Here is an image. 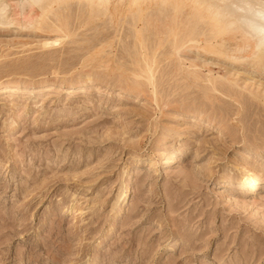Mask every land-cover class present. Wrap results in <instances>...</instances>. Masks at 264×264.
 <instances>
[{
  "label": "rangeland",
  "instance_id": "rangeland-1",
  "mask_svg": "<svg viewBox=\"0 0 264 264\" xmlns=\"http://www.w3.org/2000/svg\"><path fill=\"white\" fill-rule=\"evenodd\" d=\"M81 2L0 26V264H264V55L195 0Z\"/></svg>",
  "mask_w": 264,
  "mask_h": 264
},
{
  "label": "bare ground",
  "instance_id": "bare-ground-1",
  "mask_svg": "<svg viewBox=\"0 0 264 264\" xmlns=\"http://www.w3.org/2000/svg\"><path fill=\"white\" fill-rule=\"evenodd\" d=\"M77 1H79L80 3H82L81 1H84V0H77ZM86 1H89V2H97V4H105L109 0H86ZM64 2H66V0H0V26H3V25L12 26L13 21L12 20L11 21L8 20V15H9L10 12L12 14V17L15 20L16 19H21L22 16H23V13H24V9L27 7L30 10V12H37V14H39L40 17H44L46 14H48L49 11H51V8H52V6L54 4H61V3H64ZM140 2H142V1H140ZM195 3L198 4V6H200L201 8H203L202 9L203 11L205 10L208 14H211L212 15V18L211 19H213V22L215 23L214 26H216L217 23H220L222 21V24H221L222 26H225V27H238V28H240L241 31H242V33L244 34V36L249 41H251V42H253L255 44L254 46H255L256 55H260V56L261 55H264V0H195ZM132 5H134V2H133ZM59 6H61V5H59ZM68 6H66V7H68ZM90 7H91V5H90ZM64 8H65V6H64ZM192 9H194V8H192ZM101 11H103V10H101ZM196 11H194V12H196ZM91 13H93L92 10H91ZM99 13H100V11H99ZM176 13H178V12H176ZM199 18H200V16H199ZM44 20L45 19H43V21ZM212 26H211V28H212ZM222 29H226V28H222ZM227 30H229V29H227ZM218 33H219V30H218ZM209 36H211V35H209ZM212 37H213V34H212ZM210 40H212V38ZM55 42L56 41L49 42V43L52 44V43H55ZM221 43L222 42H220V44ZM214 44H217V43L214 42ZM222 44H225V43H222ZM225 48H227V47H225ZM175 49H177V48H175ZM219 49H221V48H219ZM240 58L241 57H239V59ZM242 60H243V58H242ZM238 61H240V60H238ZM151 84H153V83H151ZM153 87H154V85H153ZM40 89H41V87H40ZM172 156H173V154H172ZM164 158L165 157H163V159ZM165 161H168V160H165ZM244 179H247V177L244 176ZM257 187H259V186H257ZM124 192H125V190L122 191V193H124Z\"/></svg>",
  "mask_w": 264,
  "mask_h": 264
}]
</instances>
